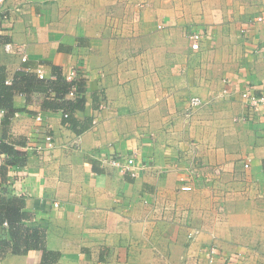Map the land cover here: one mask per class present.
<instances>
[{"label": "crops", "instance_id": "1", "mask_svg": "<svg viewBox=\"0 0 264 264\" xmlns=\"http://www.w3.org/2000/svg\"><path fill=\"white\" fill-rule=\"evenodd\" d=\"M4 7L0 82L36 80L13 94L16 111L0 125V141L20 152L8 164L0 151V193L24 197L58 253L48 264H209L211 246L215 264H264V105L242 96L264 94V0ZM55 66L84 83V108L65 110L78 124L44 107L55 93L39 81L54 79ZM114 156L134 157L137 175ZM1 247L0 264H42L40 250Z\"/></svg>", "mask_w": 264, "mask_h": 264}, {"label": "trees", "instance_id": "2", "mask_svg": "<svg viewBox=\"0 0 264 264\" xmlns=\"http://www.w3.org/2000/svg\"><path fill=\"white\" fill-rule=\"evenodd\" d=\"M55 78L52 80H41L39 84H43L44 89L54 92L55 95L47 99L44 103V107L49 109H64L66 120L72 121L73 124L78 122L73 118L72 112L76 109L84 108L85 95H84V83L80 81V78H76L73 81H68L67 77L62 74L61 68L58 66L54 67ZM20 78L12 79L11 84L0 82V107L7 111L6 122L14 114L16 108L13 104V94L15 93H27L31 90L29 86H34V78H29L24 85ZM39 80V79H37ZM27 86V87H26ZM72 86H76L75 94L70 99ZM58 100L62 101L59 102ZM72 111L71 113L65 111ZM8 118V119H7ZM0 151L7 152L12 158L8 161V164L17 162V156L20 152L8 143L0 141ZM7 168V165L0 166V185H1V174ZM0 193V226L2 227V234L0 240V246L3 251L11 252L14 254H23L28 250L36 249L40 250L43 254L42 264H48L55 260L58 253L49 250L46 247V234L45 229L41 225L31 222L28 212L25 210V199L18 195L7 194V189L1 188ZM7 222V226L4 225Z\"/></svg>", "mask_w": 264, "mask_h": 264}, {"label": "built area", "instance_id": "3", "mask_svg": "<svg viewBox=\"0 0 264 264\" xmlns=\"http://www.w3.org/2000/svg\"><path fill=\"white\" fill-rule=\"evenodd\" d=\"M7 18H8V13L6 12L5 7H4V0H0V22L3 19H7ZM258 20L264 21V15H260L258 17ZM189 38L191 40L192 48L193 49H199L200 48L201 34L193 32L189 35ZM5 48L7 51H12L13 45L11 43H7L5 45ZM262 56L264 57V53H262ZM22 59H23V61H25L27 58H26V56H23ZM36 72H37V75L39 76V78H45V72H44V69L42 67L37 68ZM77 75L78 74H77L76 70H72L69 74L66 75V77H67L68 81H73L74 79L77 78ZM11 82H12L11 78H8L5 80V83H7V84H11ZM75 90H76V86H72V89L70 92V95L72 97L75 94ZM242 96L249 103V105H251L255 110L260 105H264V94L257 95L255 93H253L250 89H246L242 93ZM201 102H202V100L199 97H194L192 99V103L195 106L201 104ZM6 114H7V111L4 108L0 107V125L3 123V121L6 117ZM37 119L41 120V116L38 115ZM53 146H54V138L52 135L49 134L46 136V147L52 148ZM108 160L110 163H112V165L117 167L122 173H130L132 176L137 175L138 166L136 165V161H135L134 157H127L125 159H121V158L114 156V157H110ZM245 167H249V163H246ZM181 179L184 180L185 178L182 177ZM181 189L184 191H188V190L192 189V186L190 184L184 183L181 185ZM55 205L58 206L59 203L56 202ZM4 225L7 226V222H4ZM197 232L198 231H195V233H197ZM207 253H208V257H209V264H215L214 254L216 253V247L211 246Z\"/></svg>", "mask_w": 264, "mask_h": 264}]
</instances>
